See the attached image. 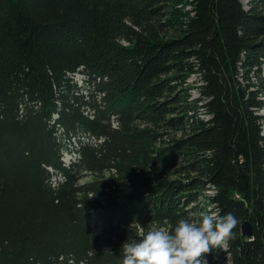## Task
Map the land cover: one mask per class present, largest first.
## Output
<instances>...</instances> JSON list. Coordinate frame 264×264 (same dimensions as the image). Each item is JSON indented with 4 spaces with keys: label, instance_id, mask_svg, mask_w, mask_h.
Segmentation results:
<instances>
[{
    "label": "trees",
    "instance_id": "trees-1",
    "mask_svg": "<svg viewBox=\"0 0 264 264\" xmlns=\"http://www.w3.org/2000/svg\"><path fill=\"white\" fill-rule=\"evenodd\" d=\"M242 3L0 0V264H122L213 213L251 236L209 264H264V0Z\"/></svg>",
    "mask_w": 264,
    "mask_h": 264
},
{
    "label": "clouds",
    "instance_id": "clouds-1",
    "mask_svg": "<svg viewBox=\"0 0 264 264\" xmlns=\"http://www.w3.org/2000/svg\"><path fill=\"white\" fill-rule=\"evenodd\" d=\"M238 225L241 221L232 213H213L201 223L180 219L170 230L153 227L139 241L122 244V264H209L206 254L226 249Z\"/></svg>",
    "mask_w": 264,
    "mask_h": 264
},
{
    "label": "rangeland",
    "instance_id": "rangeland-1",
    "mask_svg": "<svg viewBox=\"0 0 264 264\" xmlns=\"http://www.w3.org/2000/svg\"><path fill=\"white\" fill-rule=\"evenodd\" d=\"M243 3V6H245L246 5V3H247V0H241ZM171 32L170 31H163L162 33H161V36L160 37H169V36H171ZM73 82L77 85V86H79V87H81L82 89H81V93L83 94V95H86L87 94V88H83V86L85 85V83L80 79V75H79V73H77L75 76H74V78H73ZM189 83H191V82H193L194 81V79H193V76H191L190 78H189ZM195 91L194 90H192L191 91V93H193V94H195L194 93ZM83 176L81 177V179H80V181L79 182H84V181H89L90 179H92L93 178V176H90V175H88L87 173H83L82 174ZM176 174H173L172 172H169V173H167L166 175H165V177L164 178H176ZM80 184V183H79ZM198 205H200V210L201 211H203V210H206V207H204L206 204H203V203H198ZM200 214H203V212H200ZM223 264H229V263H227V261H225V262H223Z\"/></svg>",
    "mask_w": 264,
    "mask_h": 264
},
{
    "label": "water",
    "instance_id": "water-1",
    "mask_svg": "<svg viewBox=\"0 0 264 264\" xmlns=\"http://www.w3.org/2000/svg\"><path fill=\"white\" fill-rule=\"evenodd\" d=\"M240 234H242V236H244V237L251 236V228H250L249 223L244 222L242 224V226L240 227Z\"/></svg>",
    "mask_w": 264,
    "mask_h": 264
}]
</instances>
